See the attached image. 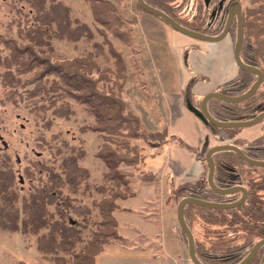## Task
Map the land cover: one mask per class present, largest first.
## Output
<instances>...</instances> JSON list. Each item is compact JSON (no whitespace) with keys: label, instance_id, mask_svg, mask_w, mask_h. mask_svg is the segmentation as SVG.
Listing matches in <instances>:
<instances>
[{"label":"trees","instance_id":"16d2710c","mask_svg":"<svg viewBox=\"0 0 264 264\" xmlns=\"http://www.w3.org/2000/svg\"><path fill=\"white\" fill-rule=\"evenodd\" d=\"M25 3L22 24L16 25L15 37L0 36V85L4 98L14 102L28 100L30 110L46 112L67 118L73 112L67 99L82 103L92 121L80 125V130H94L102 138L94 155L101 159L105 169L101 171L99 183H89V171L80 163L85 156L84 148L66 139L53 145L52 157L29 160L22 166V175L15 173L6 152H0V230L31 235L34 248L41 258L52 264H95V254L102 244L120 239L112 210L117 206L115 198L133 194L128 184L130 172L119 169L118 163L134 164L141 161L143 154L129 138H140L148 145H159L170 141L172 134L165 128L145 130L138 117L124 109L118 91L94 86L98 76H91V69L100 71L97 56L110 60L115 66L116 78L112 81L119 87L125 77L123 58L106 37L107 29L123 41L128 38L127 30L118 29V15L113 14L114 5L109 0H85L92 18L101 24L96 30L100 40L93 39V32L86 21L72 16L70 7L62 0H16ZM158 8L179 24L207 34L218 33L230 6H237L241 14L242 36L238 56L242 63L259 68L262 79L247 97L238 101H225L213 96L205 99L209 115L221 121L248 119L264 109V0H195L190 15L179 9L185 0H143ZM135 5L142 9L134 0ZM219 8L207 23L211 3ZM210 4V5H209ZM21 11L20 8H15ZM168 27H170L168 25ZM236 19L233 16L227 34L234 38ZM105 29V30H104ZM51 38L76 42L89 41L91 49L70 58L55 60L50 56ZM106 43V49L102 44ZM109 68V67H108ZM256 75L241 68L229 78L219 82L215 90L225 95H236L244 91ZM119 79V81L117 80ZM198 106V100L191 101ZM46 117L44 125H49ZM216 142L235 145L245 156L264 159V116L249 125L217 126L205 123ZM174 138V137H173ZM202 162L203 168L194 181L181 182L167 189L166 196L173 202L182 196H194L211 201L228 202L236 199L240 192H213L207 185L206 161L203 153L175 138ZM131 152H128V151ZM212 159V182L218 188L242 185L245 197L237 205L220 208L194 203L182 205V215L189 228L195 257L201 264H235L247 252L251 244L264 235V170L252 174L264 165L246 163L231 149H217L210 153ZM27 179L23 192L18 189L19 178ZM153 172L139 173V178L149 181ZM96 192L90 203L82 202L78 193ZM94 208L96 217L91 218ZM213 212L215 214H213ZM203 219L206 221L203 222ZM93 226L90 227L89 223ZM196 222L204 228V237L192 232ZM186 250V240L179 228ZM16 264H23L18 260ZM244 264H264V242Z\"/></svg>","mask_w":264,"mask_h":264},{"label":"rangeland","instance_id":"374dc122","mask_svg":"<svg viewBox=\"0 0 264 264\" xmlns=\"http://www.w3.org/2000/svg\"><path fill=\"white\" fill-rule=\"evenodd\" d=\"M62 1L70 7V13L72 16H76L86 21L93 32V39L100 40L101 34L97 32L96 28L100 27L101 24L92 18L88 3L85 0ZM109 1L115 7L113 14L118 15L121 19V24L117 25V28L120 30H127L128 34L127 40L123 41L113 35L109 30L104 29V33L109 39L110 45L117 50L123 58L124 74L126 70H129L131 73L138 70L137 59L139 58L145 59L143 62L145 65L146 63L148 64L151 62L150 67L153 64V61L158 59L160 63L157 64V67L159 70L163 71L165 69V60L168 59L169 61L171 58L169 53L166 51L167 49L163 47V45H158L159 43L154 41L155 38H152L154 35L153 32L152 36H150L147 35V32L136 30L137 24L139 25L142 22V19L137 17V13L139 14L140 12H144L145 14H148V16L157 17L149 12L139 9L135 5L134 0ZM194 2L195 0H185L179 10L185 15H190L194 9ZM246 2L247 0H240L241 5ZM213 5L214 4L211 3L208 8V13H210V15L207 22L211 20V14L214 12ZM16 7L20 8L21 11H17L15 9ZM25 9L26 6L24 2L16 0H0V36L15 37L17 22L18 24H22L24 19L23 11H25ZM160 35H158V37H160ZM189 37L199 40L196 37ZM50 41L52 44L50 56L52 59L56 58L55 60H60V58H70L83 53L86 49L92 48L89 41L83 39L76 42H68L65 40L51 38ZM102 48L106 49V43L102 44ZM97 61L100 66L99 69L101 67H106V65L109 68H101V73L100 71L97 72V70L93 71V69H91L90 75L94 77L97 74L98 76V79L94 82V86L101 90L105 89L106 86L111 87V89H114V93L115 90H119L118 94L123 101L124 109L131 111L137 117L138 115L148 116L149 112L146 111L147 106L144 100H142L143 96H140V94L135 91L136 89H132L130 86H126L125 88V77L119 87L112 83L116 76L113 71L115 66L110 63V60L98 55ZM170 71L172 72L171 68ZM117 80L119 81V79ZM67 101L73 109V112L69 114L67 118L53 115L49 113L48 110L41 114L39 111L35 113L33 110L29 109L31 103L28 100L20 101L15 99L14 102H11L5 99L4 88L0 85V152H6L9 156L16 174L21 176L22 166L29 165L28 161L31 159L47 161L46 159L52 157L51 152L53 145L58 143L61 140L60 138H64L69 143L79 144L84 148L86 153L80 163L86 166L89 171L87 180L91 184L99 183L101 171L105 169V166L101 159L94 155V151L98 148L102 138L100 134L94 130L85 129L82 131L79 129L80 125L92 121L91 115L86 113L83 109L82 103H78L71 98H68ZM183 105L185 110L189 111L198 122L204 125V123L187 108L185 102ZM131 106L133 109H129L132 108ZM46 117L50 118L49 125H44ZM141 126L145 130H155L147 128L142 123ZM189 126L193 125L191 124L189 118H185L181 129L189 130ZM165 129L168 130L167 128ZM167 133L172 134L174 137L170 139V142L177 143L175 138H179L184 144L192 146L187 143L185 140L186 138L183 139V136H179L171 131H168ZM192 134L193 133H188L187 131L183 135L193 138ZM128 142L135 144L137 151L143 154L140 163L124 164L119 162L117 165L119 169L130 172L129 177L132 175V178L128 177V184L131 188L130 184L135 187L133 180H136L137 183L139 181L142 182L139 178V173L141 171L159 170L163 159V152L159 148L161 144L162 146L164 144L162 142L159 145H155L158 147H155L146 144L140 138H129ZM155 148H158L159 150L155 152ZM196 151L199 153L204 152V150ZM128 152L131 151L129 150ZM0 158L3 161L2 155ZM263 170L264 169L262 168H257L251 173L257 175V173H260ZM17 185L19 191L23 192L27 187V179L25 177H20ZM97 196L98 194L93 191L77 194V197L82 202L87 204L90 203L91 198ZM117 199L119 198H115V200ZM91 211V218H95V209L92 208ZM119 212L123 213L122 211ZM121 213L117 215V217H119V224L118 227L116 225V230L121 235V238L118 240L112 239L103 243L100 251L95 254V264H139V262L143 261V258H146L148 255L144 253L147 255L144 257L140 254L137 255V252L143 251L148 247H153V245L157 246L159 240L149 239L146 237L143 238L142 236H147L148 232H144L143 230H139L138 232V225L135 224V227L132 225L133 217L128 220V216L123 214L124 219L120 217ZM215 213L213 212V214ZM202 220L203 222L206 221L203 218ZM89 226L92 227L93 223L90 222ZM194 231L195 228L192 226V232ZM179 237L180 239L182 238L180 233ZM181 250L182 254H185L182 240ZM136 256L141 258L138 260V257ZM18 260H21L23 264H52L51 262L41 258L38 251L34 248L33 238L31 235H23L19 232L0 230V264H16Z\"/></svg>","mask_w":264,"mask_h":264},{"label":"crops","instance_id":"0c3cea01","mask_svg":"<svg viewBox=\"0 0 264 264\" xmlns=\"http://www.w3.org/2000/svg\"><path fill=\"white\" fill-rule=\"evenodd\" d=\"M137 17L142 19V22L137 24L136 30L147 32L150 36L153 32L154 41L159 43L158 45H163L171 58L169 61L165 60L163 71L157 67L160 63L158 59H155L150 67L151 62L145 65L143 58L137 59V71L134 73L125 71V88L130 86L136 89L135 91L143 96L146 111L149 112L148 116L136 114L147 128L155 130L167 128V132L171 131L183 136V139L186 138L187 143L196 150H205L216 143V140L206 125L198 122L185 110L183 104L185 98L189 96L191 101H199L203 93L215 90L219 82L236 72L237 66L232 58L231 36L226 33L217 40H196L144 12L137 13ZM185 118H189L193 125L189 126V130L181 129ZM187 131L194 134L193 138L183 135ZM163 144L159 148L163 152L159 170H151L153 177L149 181L142 180L137 183L133 180L135 187L130 184L133 194L115 200L117 206L112 210V214L117 221V227L119 224L117 215L122 211L120 217L124 218L123 214L128 216V220L133 217L132 225L134 227L138 225V232L139 230L148 232L147 236H142L143 238L159 240L157 246L153 245L137 252V255L144 257L148 255L139 264H193L185 248V254L181 252L179 226L175 215L176 203L170 196L167 197L166 193L167 189H172L181 182L196 180L203 165L194 152L184 146L170 141H164ZM159 149L155 148L154 151L157 152ZM129 178H132V175ZM195 225L193 227L196 232L193 233L203 238L204 228L198 222ZM136 257L138 260L141 258Z\"/></svg>","mask_w":264,"mask_h":264},{"label":"water","instance_id":"95a60500","mask_svg":"<svg viewBox=\"0 0 264 264\" xmlns=\"http://www.w3.org/2000/svg\"><path fill=\"white\" fill-rule=\"evenodd\" d=\"M135 1L142 9L156 14L165 23H167L170 27H172V28L184 33V34H187V35L192 36V37H196V38L201 39V40H217V39L221 38L224 34H226L227 29L229 27V24L231 22V18L234 15L235 19H236V28H235L234 38L232 41V58H233V61L238 68L253 72L256 75V78L244 91H242L239 94L225 95V94L220 93L217 90L212 89V90L206 91L205 93H203L200 96L199 101H198V106H194L193 104H191L189 102L188 98H185L184 102H185L187 108L194 115H196L204 124L210 123L213 125L223 126V127L224 126H234V125H249V124L255 123L262 116H264V109H263L248 119L221 121V120H217V119L213 118L211 115H209V113L207 112V110L205 108V99L209 96H213V97H216L218 99L230 101V102L238 101V100H241V99L247 97L257 87V85L260 83V81L262 79V72L259 68L252 66V65H247V64L242 63L239 56H238V49H239L241 36H242V23H241L240 10L237 6H230L228 8V10L226 11L225 18H224L223 26L218 33L207 34L204 32L192 30L190 28H187V27L179 24L178 22H176L174 19H172L169 15H167L163 11L159 10L156 7H153L151 5L146 4L143 0H135ZM224 148L233 150L238 155V157L241 158L246 163H249L252 165H264V159L249 158V157L245 156L235 145H233L231 143L217 142V143H214V144L208 146L204 150L203 155H204V159L206 161L205 179H206V183H207L208 187L213 192H216V193L224 194V193H230L233 191H239L240 194L236 199H234L232 201H228V202L211 201V200L197 198V197L189 196V195L182 196L176 201V204H175L176 220H177V223H178L180 230L183 232V234L185 236L187 255H188L189 260L193 264H201V263L198 261V259L194 255L192 235H191V232H190L189 228L187 227V225L185 224V221L183 219L182 205L184 203L188 202V203H194V204H199V205L208 206V207L226 208V207H231V206H235V205L239 204L245 197L246 191L242 185H232V186L225 187V188H218L212 182V166H213V164H212V159H211L210 153L214 150L224 149ZM263 242H264V235L257 238L251 244V246L249 247L247 252L244 254V256L240 260H238L235 264H244L252 256V254L255 252L257 247L260 244H262Z\"/></svg>","mask_w":264,"mask_h":264},{"label":"flooded vegetation","instance_id":"af4514ba","mask_svg":"<svg viewBox=\"0 0 264 264\" xmlns=\"http://www.w3.org/2000/svg\"><path fill=\"white\" fill-rule=\"evenodd\" d=\"M213 4H214V5H213V8H214V12H215V11L218 10L220 4H219V2H218V3H215V2H214ZM214 12H213V13H214ZM212 15H213V14H212ZM240 15H241V14H240ZM233 16H234V15H233ZM233 16H232V18H233ZM234 17H235V16H234ZM232 18H231V20H232ZM210 21H211V20H210ZM210 21H209V22H210ZM207 23H208V22H207Z\"/></svg>","mask_w":264,"mask_h":264}]
</instances>
